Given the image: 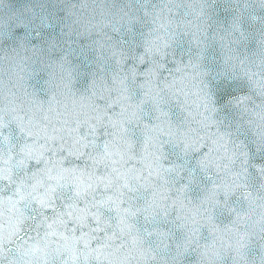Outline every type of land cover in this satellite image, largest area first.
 Wrapping results in <instances>:
<instances>
[{
    "label": "clouds",
    "instance_id": "obj_1",
    "mask_svg": "<svg viewBox=\"0 0 264 264\" xmlns=\"http://www.w3.org/2000/svg\"><path fill=\"white\" fill-rule=\"evenodd\" d=\"M0 264H264V0H0Z\"/></svg>",
    "mask_w": 264,
    "mask_h": 264
}]
</instances>
